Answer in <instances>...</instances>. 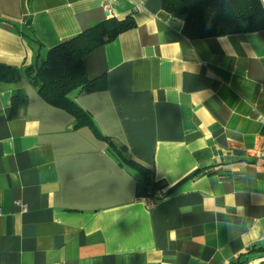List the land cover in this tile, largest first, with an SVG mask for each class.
I'll return each instance as SVG.
<instances>
[{
    "label": "crops",
    "instance_id": "obj_1",
    "mask_svg": "<svg viewBox=\"0 0 264 264\" xmlns=\"http://www.w3.org/2000/svg\"><path fill=\"white\" fill-rule=\"evenodd\" d=\"M109 2L0 0V63L18 69L135 22L85 57L104 88L72 94L100 136L26 77L0 83V264H264L249 254L264 246V30L190 40L163 0ZM110 142L163 183L154 209Z\"/></svg>",
    "mask_w": 264,
    "mask_h": 264
},
{
    "label": "trees",
    "instance_id": "obj_2",
    "mask_svg": "<svg viewBox=\"0 0 264 264\" xmlns=\"http://www.w3.org/2000/svg\"><path fill=\"white\" fill-rule=\"evenodd\" d=\"M164 11L183 20V35L190 40L221 37L264 30V3L262 0H163ZM135 27L132 17L123 20L108 18L95 24L79 36L51 48L39 65L24 69L0 63V83H17L26 77L40 96L53 107L75 117V128L89 127L100 136L92 116L73 97V93H91L103 89L101 79H90L85 57L114 41L123 32ZM103 80V79H102ZM25 99L14 97V106ZM110 151L122 164L144 177L138 185V196L154 195L163 189L154 181L149 170L129 159L125 148L110 142ZM264 253V246L249 252ZM243 255V254H242ZM231 264H243L239 260Z\"/></svg>",
    "mask_w": 264,
    "mask_h": 264
},
{
    "label": "built area",
    "instance_id": "obj_3",
    "mask_svg": "<svg viewBox=\"0 0 264 264\" xmlns=\"http://www.w3.org/2000/svg\"><path fill=\"white\" fill-rule=\"evenodd\" d=\"M112 0H110L109 4L106 7V13L108 16L111 15L113 6H112ZM264 3V0H262ZM258 161L262 164H264V141L261 144L259 151H258ZM168 193L164 189L157 190L154 195L149 194L147 197H144L146 200L145 202L147 203V206L149 209H154L158 203L161 201L165 200L167 198ZM24 210H26V206H22ZM264 260V258H263Z\"/></svg>",
    "mask_w": 264,
    "mask_h": 264
}]
</instances>
